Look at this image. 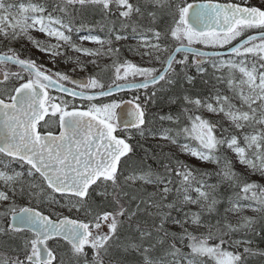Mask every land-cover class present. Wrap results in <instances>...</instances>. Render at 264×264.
Returning a JSON list of instances; mask_svg holds the SVG:
<instances>
[{
	"label": "snow or ice",
	"instance_id": "6c2138e0",
	"mask_svg": "<svg viewBox=\"0 0 264 264\" xmlns=\"http://www.w3.org/2000/svg\"><path fill=\"white\" fill-rule=\"evenodd\" d=\"M157 97L173 127L149 120ZM147 134L218 170L137 156ZM248 173L264 180V0H0V264L264 260V183Z\"/></svg>",
	"mask_w": 264,
	"mask_h": 264
},
{
	"label": "trees",
	"instance_id": "16d2710c",
	"mask_svg": "<svg viewBox=\"0 0 264 264\" xmlns=\"http://www.w3.org/2000/svg\"><path fill=\"white\" fill-rule=\"evenodd\" d=\"M85 23L86 24H91L95 27L97 34L103 35L104 33L100 32V28L105 24V21L101 18V16L99 14H93L90 13L88 14L85 18ZM108 26H111V23L108 22ZM118 27V25H117ZM129 43V42H127ZM131 44V43H129ZM134 44V43H132ZM124 55L129 58L131 55H133L132 53H128L127 50H124ZM133 58L137 61L140 62V59L137 58V56L133 55ZM106 63H110V60H108L107 58H103L99 61V64L101 67H103L104 64ZM158 66V65H156ZM89 71H93L96 70V67H89ZM202 87L201 85L198 84L197 86V90H199V88ZM131 94H133L131 92ZM120 95V94H119ZM127 96H129L127 94ZM149 108V120H153V117H155V122H154V126L155 128H160V127H173V125L169 124L168 121H163L161 122L159 120V116L160 115H167L168 113H172L175 114V112L177 111L175 106H170L168 105L166 102H164L163 100L160 99V97H157V102L155 103V105L149 104L148 105ZM132 145L135 147V151L137 153V156H142L143 155V150L144 149H150L152 152H164V153H171L174 156H176L179 159L184 160L186 163L191 164L195 167H201L204 169H208L209 171H217L218 169L216 168L215 165L213 164H198L196 162H191L189 160H187L186 158L182 157L178 152L177 149L169 142V141H163L161 138H159V136H157L156 138H153L151 134H147L145 137H137L135 136L132 140H131ZM157 145H163L162 148L157 147ZM227 155L233 159L235 161V159L231 156L230 151H227ZM153 167L155 168L156 165H153ZM235 170L238 173L244 174L245 171L238 165V163H235ZM251 180L254 181H258L261 183H264V180H261V178H255L253 175L249 174ZM210 183H215L216 179L215 177L211 178ZM151 190V189H150ZM220 191L224 194L225 199L224 201L218 206L219 207V211L221 214H223L224 208L227 207V196L231 195V190L227 188V185H223L220 189ZM193 210H196L195 207L193 206ZM175 214V213H174ZM243 215L246 216H252L255 215V213H253L251 210H246ZM229 218L231 220V222H235L236 217L234 214H229ZM252 247L254 249L256 248H260V249H264V239H260L259 237H256L254 239L253 245ZM242 250V249H241ZM248 264H264V260H262L260 257H250Z\"/></svg>",
	"mask_w": 264,
	"mask_h": 264
},
{
	"label": "rangeland",
	"instance_id": "374dc122",
	"mask_svg": "<svg viewBox=\"0 0 264 264\" xmlns=\"http://www.w3.org/2000/svg\"><path fill=\"white\" fill-rule=\"evenodd\" d=\"M251 3L252 4H256L257 3V0H251ZM82 35L83 34H86V33H81ZM34 35H37V37L38 38H43V37H41L40 36V34L39 33H34ZM75 40H76V42L77 43H80V40H79V37L77 36V37H75ZM131 41H134L135 42V40H129V42H131ZM24 45L27 47V49L29 50V52H30V54L32 55V56H35L36 58H38L40 61H42V62H46L47 60H48V57L45 55V54H42V53H39V52H36L35 51V49H33L32 48V46L31 45H29V44H27V42L25 41L24 42ZM30 46V47H29ZM84 46L85 47H98V45H96V44H94V43H91V42H84ZM29 47V48H28ZM31 48V49H30ZM70 55H73V56H75V55H77L76 53H70ZM82 59H91V58H85V57H81ZM138 59H140L139 57H137ZM129 59H134L133 58V55H131L130 57H129ZM135 60V59H134ZM136 62H138L139 63V61H137V60H135ZM48 66H50V67H52V65L51 64H48ZM91 66H95L96 67V65H89V67H91ZM59 67L61 68V70H66V71H69L70 72V74H73V75H76V76H84V75H87V72L89 71V67H88V70L87 71H80L79 69H77V71L75 72V73H71V68L73 67L72 65H65L63 62H61L60 64H59ZM137 137H139V136H137ZM160 138V137H159ZM163 141H168V140H164V139H162ZM174 147L177 149V152L182 156V157H184V158H186L187 160H189V161H191V162H196V163H198V164H207V163H201L200 161H198V160H196L195 158H192V157H190V156H188V155H186V154H184V153H181L180 151H179V149H178V146L177 145H174ZM230 153H231V156L235 159V156H234V154L230 151ZM238 163V162H237ZM238 165L246 172V169H245V167L243 166V165H240L239 163H238ZM249 174H251V173H249ZM251 175H253L255 178H259L260 176H259V174H251Z\"/></svg>",
	"mask_w": 264,
	"mask_h": 264
},
{
	"label": "flooded vegetation",
	"instance_id": "af4514ba",
	"mask_svg": "<svg viewBox=\"0 0 264 264\" xmlns=\"http://www.w3.org/2000/svg\"><path fill=\"white\" fill-rule=\"evenodd\" d=\"M19 47V46H18ZM28 51V52H27ZM29 53V54H28ZM23 55L24 56H29V55H31L30 54V52H29V50L27 49V47L24 45V48H23ZM35 57V56H34Z\"/></svg>",
	"mask_w": 264,
	"mask_h": 264
},
{
	"label": "water",
	"instance_id": "95a60500",
	"mask_svg": "<svg viewBox=\"0 0 264 264\" xmlns=\"http://www.w3.org/2000/svg\"><path fill=\"white\" fill-rule=\"evenodd\" d=\"M191 2H194V1H191ZM196 2H207V0H196ZM220 2H223V1H220ZM125 100H128V99H125Z\"/></svg>",
	"mask_w": 264,
	"mask_h": 264
},
{
	"label": "bare ground",
	"instance_id": "6f19581e",
	"mask_svg": "<svg viewBox=\"0 0 264 264\" xmlns=\"http://www.w3.org/2000/svg\"><path fill=\"white\" fill-rule=\"evenodd\" d=\"M29 47H30V46H29ZM29 47H28V48H29ZM30 49H31V48H30ZM27 52H28V51H27ZM28 54H29V53H28ZM94 67H95V66H94Z\"/></svg>",
	"mask_w": 264,
	"mask_h": 264
}]
</instances>
